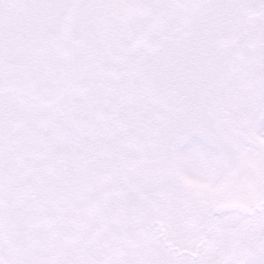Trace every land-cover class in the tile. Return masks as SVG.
Listing matches in <instances>:
<instances>
[{
	"label": "snow or ice",
	"instance_id": "obj_1",
	"mask_svg": "<svg viewBox=\"0 0 264 264\" xmlns=\"http://www.w3.org/2000/svg\"><path fill=\"white\" fill-rule=\"evenodd\" d=\"M0 264H264V0H0Z\"/></svg>",
	"mask_w": 264,
	"mask_h": 264
}]
</instances>
